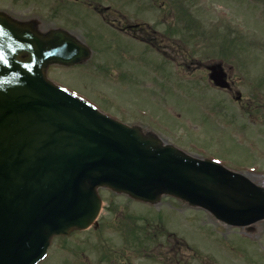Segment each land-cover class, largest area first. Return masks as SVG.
Segmentation results:
<instances>
[{"label": "rangeland", "instance_id": "1", "mask_svg": "<svg viewBox=\"0 0 264 264\" xmlns=\"http://www.w3.org/2000/svg\"><path fill=\"white\" fill-rule=\"evenodd\" d=\"M57 1L59 9L69 12L55 13L53 0H0V10L10 16L35 19L41 30L64 27L92 49L82 64L50 66L47 76L52 82L116 119L138 124L198 157L217 158L251 183L264 186V0H150L155 9L135 11L132 20L154 25L164 14L168 25L179 26H173L177 33L162 42L159 35L142 37L173 47L163 50L166 61H162L145 45L128 42L133 55L120 66L117 33L84 1ZM95 1L109 6L111 12L116 0ZM138 1L134 2L136 9ZM180 50L186 60L228 62L243 102L208 89L202 67L187 72L179 66L178 76ZM156 68L166 76L157 81L167 88L162 96L156 94L160 91L153 78ZM193 81L196 88L190 90L187 87ZM242 105L251 108L245 112ZM99 194L103 207L95 228L108 238L109 250L84 249L81 258L87 264H125L119 254H127L129 264H264V219L247 228L233 227L168 196L148 205L105 189H99ZM109 203L115 211H108ZM96 230L70 237L90 239ZM134 233L142 238L136 244L130 239ZM62 238H54L37 264H81L63 248Z\"/></svg>", "mask_w": 264, "mask_h": 264}, {"label": "water", "instance_id": "2", "mask_svg": "<svg viewBox=\"0 0 264 264\" xmlns=\"http://www.w3.org/2000/svg\"><path fill=\"white\" fill-rule=\"evenodd\" d=\"M90 55L63 29L41 32L35 20L0 11V264H36L53 236L94 223L99 187L151 204L173 196L232 226L264 219V187L47 78L49 65ZM210 78L225 85L217 72Z\"/></svg>", "mask_w": 264, "mask_h": 264}, {"label": "flooded vegetation", "instance_id": "3", "mask_svg": "<svg viewBox=\"0 0 264 264\" xmlns=\"http://www.w3.org/2000/svg\"><path fill=\"white\" fill-rule=\"evenodd\" d=\"M56 1L57 0H53V2H55L53 10L58 13H61V11L62 12L66 11V9H63V8L59 9L58 1L57 2ZM80 1H84L88 7H91L94 13L100 17V19L104 22V24L110 27L115 33H117L118 38H117V45L115 46V49H116L117 54L120 57V62L117 66H120L123 59H126V57H131L133 55L132 50L127 44L128 42H131V41L138 42V43L145 45V47L152 50L157 57L159 56V58L162 61H166L163 59L165 58V55L163 54V50H165L169 46L173 47V45H167L163 43L155 44V43L149 42L150 39L143 38L142 35H147V34L159 35L161 42L164 40L167 41L170 36L177 33L175 32L177 30L176 27H179V26L177 24L168 25L167 18L166 16H164V14H160L159 18L154 22V25H151V24L148 25L147 22L139 23V22H136L135 20L134 21L132 20V16L135 15L134 14L135 11L136 13L141 14V11H144V10L149 11L150 8L155 9L154 1L149 0L147 2L145 0H142V4H140L141 0H139L137 2L138 4L137 9L139 10L138 11L135 7L137 5H134L135 0H116L115 6H113V10L111 12H108V10L110 9L109 6L102 7L99 5L98 2L94 4L89 0H80ZM133 5L134 7L131 8ZM160 8H162V5H160ZM65 20L69 22L71 19H65ZM173 26H176V27H173ZM121 37L123 39L122 42H121ZM128 39L130 40L127 41ZM180 52L181 53L179 54L177 51V57L180 60L176 61L177 70L175 69L176 72L178 73V76L181 75V72L178 70L179 66L185 67L187 69V72L195 71L202 67V69H204L207 73V81L204 82V84L207 86L208 89L217 91L220 94L227 95L228 97L232 98L237 103L243 102L240 92L237 91V85L235 82L236 80L232 79L231 77V72H230L231 66L228 64V62L211 60V61H206V63H201V61L186 60L184 59V57H187V55H185L182 50H180ZM215 71L218 73H221V75L223 76V80L226 83L225 87H222V88L218 87L209 80L210 73L211 72L214 73ZM164 77H166L164 76V73L159 72L157 68L153 69V78L156 81V83L157 81H160L159 79H164ZM193 80L196 81L195 78H193ZM189 84L190 85H188L187 87L188 89L191 90V89L196 88L194 81ZM157 86L159 87L160 91L158 93L156 92V94H159L160 96L164 95V92L167 89L165 88V84L161 82V83H157ZM243 104H245V102ZM250 108L251 107H248L247 105L241 106V110L245 112L250 110ZM107 209L108 211L116 210L115 208H113L112 205H108ZM89 229H92V228H89ZM94 229L96 230V228ZM72 233H75V231ZM66 239H68V242ZM125 239H129V238L126 237ZM130 239L132 240V243L136 244L135 237H131ZM65 240L66 241L63 242V247L68 249L70 252H72V256L76 259V262H80L81 264H87L85 259L82 261V258H81L83 257L84 249L94 251V252H102L104 249L109 250L107 249L108 238L104 237L99 231H97L96 235L91 237L90 239L89 238L83 239L80 237H70V235H68L65 237ZM119 255H120L119 258H121V260L125 262V264L130 263V260L127 254L126 255L119 254ZM124 257L126 259H122ZM102 260H107V257L103 258Z\"/></svg>", "mask_w": 264, "mask_h": 264}, {"label": "bare ground", "instance_id": "4", "mask_svg": "<svg viewBox=\"0 0 264 264\" xmlns=\"http://www.w3.org/2000/svg\"><path fill=\"white\" fill-rule=\"evenodd\" d=\"M248 178L254 179V178H259V177L248 176Z\"/></svg>", "mask_w": 264, "mask_h": 264}]
</instances>
